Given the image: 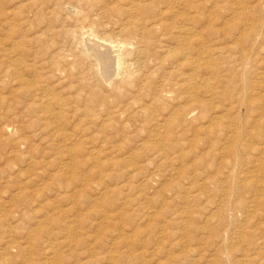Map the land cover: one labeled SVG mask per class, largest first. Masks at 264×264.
<instances>
[{"label":"rangeland","instance_id":"1","mask_svg":"<svg viewBox=\"0 0 264 264\" xmlns=\"http://www.w3.org/2000/svg\"><path fill=\"white\" fill-rule=\"evenodd\" d=\"M29 1L0 0V264H264V4L203 0L199 60L180 46L185 0H137L158 41L138 64L80 28L92 5ZM84 43L134 73L98 83ZM41 87L68 99L57 120Z\"/></svg>","mask_w":264,"mask_h":264},{"label":"bare ground","instance_id":"2","mask_svg":"<svg viewBox=\"0 0 264 264\" xmlns=\"http://www.w3.org/2000/svg\"><path fill=\"white\" fill-rule=\"evenodd\" d=\"M58 1H59L58 2L59 5H64L65 6V4H66L69 7L70 6H76L77 8L79 6H83L82 4H85L86 6L92 5L96 9V13L92 14L91 16H89L88 21L83 22V24H82V26H80V28H82V30L85 33L93 31L94 36H96L97 38L102 40V42L104 41V42H107V43H109L111 45H114L115 47H117V49L123 51L124 53H125V50H123V47L130 46V49H132V55H133V53H137L138 54V57H136V60L133 59L138 64H139V58H140L139 55L147 54V51L150 49L152 43L153 42H155V43L158 42L156 40H152V39L148 38L145 35L146 29H147V27L149 25L148 20H149V18L154 16V12L152 10H148L146 6H142L141 4L137 3L136 2L137 0H128L129 2L127 0H109L111 3L110 2H106V5L108 6V8H105L104 6H101L98 1H91V2H89L88 0H58ZM27 3H28V1H27ZM107 3L112 4V5L122 3V5H121L120 9L116 10L114 6H110ZM38 4H39L38 2H35L33 0L29 1V7H32L33 5L37 6ZM263 4H264L263 0H257V2L255 3L256 7H259V8H262ZM184 6H185V14H186L185 18H186V20L188 22V27L187 28L183 27V29H182V33H183L182 36H181L182 39L179 40V41H181L180 42L181 43L180 46L181 47L182 46H186V47H189V48L192 47V49L197 53L196 57H198L199 60H200V59H203L202 56H200V55L203 54V51H206V50H203L204 46H203V42H202V30L204 31V29L202 27V22H203L202 10H203V6L205 7V5L203 4V0H185L184 1ZM167 8H169V7H167ZM165 12H169V10H166L164 12L161 11V14H166ZM261 12H263V11H261ZM108 23L112 26V29L109 30V31L107 30ZM162 23L163 22L156 23V24H158L156 26L161 29L163 24H165V23H163V24ZM223 24H224V22H223ZM166 25H171V27H172L171 23H166L163 26V28ZM98 28L99 29L102 28L104 30L102 32L96 33L95 30L98 31L97 30ZM149 28L150 27H148L147 31H149ZM212 33H213V31H212ZM164 34H166V33H162V36ZM79 35L81 36V34H79ZM78 38L80 39V37H78ZM89 41L90 40L88 39V42ZM78 42L82 43V40L80 39ZM85 42H87V41H85ZM103 46H104V51H101L100 50L101 45H99L97 43H93V45H89V44L87 45L86 43H84L83 50H81V51L84 52L87 55L88 63H90V65H91L90 66V69H91L90 71H93L95 76H97L96 77L97 78L96 81L98 83L101 82L103 84H106V85L110 86V88H113L114 86L113 87H111V86L116 84V81L113 79V77L116 74L118 75L120 73V70L122 69V67H124V69L127 67V65H130L131 69L133 67H132V64L127 63V59L124 60L123 56L121 57V55H116L115 57H113V56L110 57L109 53H111V52L109 51V48L105 47V45H103ZM98 47H100V48H98ZM205 49H206V47H205ZM89 50H91L94 55L92 53H90ZM13 53H14V51H13ZM212 54H213V52H212ZM67 55L68 54H66L64 52H60L58 54V56L56 57V62L55 63L58 64V65L60 63H62V62L65 63L66 61L69 60ZM91 57L94 58L93 61L95 62V64H93V62L90 61ZM194 61H196V60H194ZM126 63H127V65H126ZM34 64H35V61H32L31 66H33ZM199 66L200 65H197L196 68L198 69ZM58 68H60V66ZM41 69L42 70H40V68H39V70L36 71L37 72V76L41 79V81L43 83L44 82L46 83L48 75H47L46 71L43 70V68H41ZM124 69H122L123 72L127 70V68L125 70ZM213 69H214V67H213ZM133 73H134V70H133ZM193 88H195V87H192V89ZM196 88H198V87H196ZM37 90H38V88H37ZM44 91H45L44 88L41 87L37 92H35V94H36V96H37V98L39 100L38 104L44 106V107H41L42 112L40 113V115H43L42 114L43 112H45V115H46V113L50 112L52 117L57 120V118L60 117L61 114H63L62 110L66 109V108L67 109L69 108L70 104H69V102H66L68 99H63L62 101H64V102H60V100H61V98H60L59 100L57 99L54 102V100H52L53 96L50 95L52 99L50 98V96L47 97L46 94L44 93ZM197 93L198 92H196V94ZM102 101H105V100L101 98L97 102H102ZM192 101H193V103L190 104V106L187 107V109L185 110V113L187 115H190L192 112H194L195 110L199 109L201 107V105H202V103L199 100H193L192 99L191 102ZM111 107H116V105L109 106L108 108H111ZM113 109H114L113 113H116V114L119 113V115H122V114H120V113H122V111L119 108L116 107V108H113ZM86 111H87V106L82 110V112H83L82 114L83 115H87ZM136 112H137V114H139V113H143L144 110L143 109H138ZM185 113H179L178 115H176V117H181L182 115L187 117V115ZM42 117H44V116H42ZM108 118H109V116H108ZM57 122H59V121H57ZM48 124L49 123H47L46 125H48ZM44 125L45 124L41 123V127H43ZM170 125L173 126L174 123H171ZM43 129H44V127H43ZM65 148H67V151H68V148H70V147L65 146ZM64 150H66V149H64ZM70 150H71V148H70ZM216 246H218V244ZM139 254H142V253H139ZM129 256H131V255H129ZM138 256L139 255H135L134 259L136 260V258L140 257V256L139 257ZM110 257L111 258H109L108 261H105L106 264H117L119 259L115 262L116 259L114 260L113 256H110ZM136 263H137V261H136ZM138 263H139V261H138ZM119 264H120V262H119ZM132 264H134V263H132Z\"/></svg>","mask_w":264,"mask_h":264}]
</instances>
